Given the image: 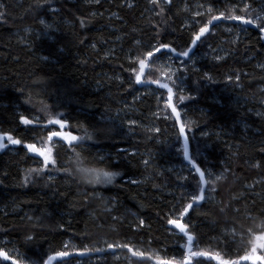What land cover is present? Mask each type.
I'll use <instances>...</instances> for the list:
<instances>
[{
	"label": "trees",
	"instance_id": "16d2710c",
	"mask_svg": "<svg viewBox=\"0 0 264 264\" xmlns=\"http://www.w3.org/2000/svg\"><path fill=\"white\" fill-rule=\"evenodd\" d=\"M245 2L253 15L264 4ZM0 5V132L52 147L56 160L42 172H31L43 166L42 157L23 144L0 149V249L25 264L46 260L64 245L75 254L84 246L126 242L155 260L172 258L186 238L180 241L167 221L190 202L199 176L185 162L168 92L135 83L139 64L133 61L159 44L187 50L212 15L245 14L237 11L241 5L231 0H51L57 11L46 14L49 5L38 9L37 0H0ZM227 28L238 30L218 23L191 59L172 56L173 76L161 63L168 54H159L145 81L173 88L182 122H193L186 129L190 156L207 179L208 170L210 179L224 176L215 192L207 186L211 202L191 209L186 219L201 241L197 250L251 264L240 257L251 249L246 230L258 226L264 212V40L256 30L238 35ZM198 54L202 57L193 64ZM41 76L45 91L33 83ZM180 95L192 98L181 102ZM41 101L64 114L65 131L99 135L77 141L75 151L58 138L49 142ZM21 116L34 124L22 125ZM75 152L119 175L106 187L81 184L65 171ZM37 218L42 228L31 227ZM233 231L236 242L229 249ZM29 234L36 239L26 242ZM90 254L66 259L71 264H153L132 258L127 249ZM0 264L11 263L0 257Z\"/></svg>",
	"mask_w": 264,
	"mask_h": 264
},
{
	"label": "snow or ice",
	"instance_id": "6c2138e0",
	"mask_svg": "<svg viewBox=\"0 0 264 264\" xmlns=\"http://www.w3.org/2000/svg\"><path fill=\"white\" fill-rule=\"evenodd\" d=\"M153 4L156 3V0H152ZM216 2V0H214ZM233 5L239 4L241 7L237 9V11L243 12L245 14H226L225 11L219 12L218 15H212L211 19L208 20V23L204 26L199 28L198 33L195 35L194 39H192L191 44L193 47L196 46L198 41H201V37L205 36L206 33L210 32L209 25L213 24V21L221 22V21H232L234 22L235 28L239 30V33H247L249 30V26L255 27L258 29L260 34V39L264 40V7L260 9L259 12H257L255 15L252 14V9L250 4L246 3L245 0H231ZM45 5H49L48 9H45V14L47 11L56 12L57 9L54 7H51V0H37L36 7L38 9H44ZM0 7H3L0 5ZM208 11L211 13L213 11L212 7L208 8ZM197 15H201L200 13H197ZM4 13L0 12V18H3ZM41 24H44L45 28H50L51 25L45 24L44 20L40 21ZM83 23V21H81ZM217 25H213V27H217ZM193 51V48H188L187 50H183L180 52H177L176 48L171 47L168 44H159L158 46L152 47L151 50L146 51L144 53V58L137 57L136 61H133V64L138 63L139 64V74L135 75V83L140 84L142 82L141 75L144 73L145 69L147 68L146 59L149 62H154L155 60H159L160 56L156 55L157 53L164 55L165 53L168 54V58H172V54L178 57H184L191 59L190 53ZM45 60H47V57H44ZM183 63V61H181ZM133 72H135V69L133 68ZM209 79H211L209 77ZM231 79V77H230ZM34 85L39 87L42 91H45L47 89V83L44 79V77H38L34 82ZM152 83H159L158 81H152ZM175 83V81H173ZM182 83V82H181ZM162 87L167 88L168 91V107L171 108V112L175 117V123L179 125L178 128V137L182 138L183 140V156L185 160L189 161V163L192 164V167L195 169V172L199 176L198 183L196 185V188L194 189L193 193L190 195V202L187 203L186 206H184L182 209L179 210V216L176 219H168L167 223L169 225H172L174 229L178 230V237L180 241H185L184 243L179 244V248L176 249V255H174L170 259H161L159 256L156 257L157 264H204L203 260L196 259L198 257H204L208 258L210 260H217L219 261V264H238L237 260H230V259H224L222 258L220 252H216L215 254L211 252L206 251H200L197 250L199 247V244L201 241L199 240V237L197 234H195L194 228L190 227V219L186 220L185 222H181V220H184L186 217H188L189 210L193 209V205H196L197 207L201 206L202 203H210V197L206 195V189L205 185H211V191L215 192L216 188L215 185L217 181H220L224 179L223 174L215 176V179H210L213 175L211 170H208L207 176L209 179H205L206 173L204 170H202L194 161V158L190 156L189 152V137L186 134V129H190L192 125V121H188L187 123L181 122V113L177 110V107L173 106L172 101V88L168 87L167 84L162 85ZM23 91V90H21ZM192 97H187L185 95H180L179 100L181 102L190 99ZM31 100V95H29V101ZM41 104L43 106L42 110L46 113L48 116L47 119V126H59V131L57 130H51L48 131L47 134V140L49 142H52L54 138L57 139V143L64 142L66 143L70 148H72L73 151H75L74 144L77 141H83L85 139L92 140L94 135H99V133H90L87 131V129L84 130V134L82 136H77L72 134L70 131H65L68 127V120L64 118L63 113H55L54 110L51 109L50 106L46 105L41 101ZM20 123L22 125L28 126L33 125L34 120L28 119L24 116L20 117ZM156 131H159V129H156ZM7 141V143H5ZM10 145H21L28 150L30 153H35L39 157L43 158V166L38 169H31V172H42L44 169H46L50 164L55 165L56 160L52 156L53 148L47 147L46 149L37 148L35 144L33 143H24V141L21 138L14 137L11 133L7 132H0V149H3L5 147ZM261 151H264V148L260 149ZM80 152H75V155L77 157L80 156ZM144 163L147 165L149 162L144 161ZM66 172L70 171L68 169H65ZM105 176H110V173H104ZM27 182V178H26ZM135 183V181H133ZM223 211V209H221ZM262 219L260 220V223L258 226H254L253 228H250L246 230V234L249 237L248 244L251 245L250 251L246 252L240 259L242 260H251L253 264H264V212L261 213ZM32 217H29V220H32ZM250 219H253L250 217ZM139 225L143 226L144 221L140 220ZM33 228H42L43 224L39 218H37L34 223L31 225ZM256 227L259 228V231H256ZM36 239L35 234H29L25 237L26 242H32ZM242 240V238H241ZM227 241V238H226ZM236 242L235 237V231H233V240L231 242H226V247L231 249L232 243ZM65 250L62 251H56L53 255H49L46 260H41L39 262H33V264H51V262L56 259L60 258L59 264H71L69 258L71 257L72 253L67 251L68 245H64ZM107 249L109 250H115V249H127L128 252L132 254L134 257L139 258H146L151 259L150 256L145 257V252L143 251H135L133 247L130 245V243H107ZM186 250V251H185ZM104 248L99 247H88L84 246L82 250H77L76 255L79 257H85L89 256L90 253L96 252V253H102L104 252ZM113 255H115V252H113ZM0 257H2L5 261L11 259L12 264H25V262L22 259H15L9 256L7 252H5L3 249H0Z\"/></svg>",
	"mask_w": 264,
	"mask_h": 264
},
{
	"label": "clouds",
	"instance_id": "9594fccd",
	"mask_svg": "<svg viewBox=\"0 0 264 264\" xmlns=\"http://www.w3.org/2000/svg\"><path fill=\"white\" fill-rule=\"evenodd\" d=\"M70 173L81 184L91 186H108L111 185L119 175L116 171L100 164L98 161L93 162L80 154L79 157L74 155ZM104 173H110L105 176Z\"/></svg>",
	"mask_w": 264,
	"mask_h": 264
},
{
	"label": "water",
	"instance_id": "95a60500",
	"mask_svg": "<svg viewBox=\"0 0 264 264\" xmlns=\"http://www.w3.org/2000/svg\"><path fill=\"white\" fill-rule=\"evenodd\" d=\"M221 22H226V23H232V24H234V22H232V21H221ZM221 22L213 21V24H212V25H209L210 31L212 30L213 25H217L218 23H221ZM249 29L258 31L257 28L252 27V26H249ZM209 33H210V32H209ZM209 33H206L205 36L201 37V40H202L204 37H206ZM199 42H200V41H198L197 44H198ZM197 44H196V45H197ZM195 47H196V46H195ZM195 47H193V45L191 44L190 48H193V51L190 53V56L193 55V52H194ZM156 55H159V53H157ZM172 56H173L174 58H177V59H180V60H188V58L178 57V56H175L174 54H172ZM146 64H147L148 66H147V68L145 69L144 73L141 75V79H142V81H145V75H146V73H147V71H148V68H149V64H150V62H149L148 60H146ZM165 84H167V83H164V82H159V83H152V82H146V83H145V82H142V83H140V84H138V85H139L140 87H155V88H160V89H164V90L167 91V88L162 87V85H165ZM167 85H168V84H167ZM168 87L172 88L170 85H168ZM172 90H173V88H172ZM167 92H168V91H167ZM173 98H174V90L172 91V101H171L172 105L174 106ZM167 102H168V98H167ZM168 103H169V102H168ZM170 109H171V108H170ZM181 122H182V119H181ZM178 126H179V125H178ZM189 152H190V147H189ZM185 162H186V164H187L188 166H190V167L192 168L193 171H195V169L192 167V164L189 163V161L185 160ZM205 179L207 180L206 177H205ZM207 186H208V185H205V189H206V191H207ZM194 207H197V206H196V205H193V208H194ZM190 211H191V209L189 210V212H190ZM186 219H187V217H186L184 220H181V222H182V223L185 222ZM168 227H169L170 229H172V230H174V231H176V232L178 233V230L174 229L172 225H168ZM102 253H103V252H102ZM96 254H101V253H96ZM91 255H94V254H89V256H91ZM72 257H79V256H77L76 253H75V254H72L71 257H69V258H72ZM131 257H132V258H137V259H142V260H149V261L153 262V264H157V261H156L155 259H153V258H151V259L139 258V257H134V256H132V254H131ZM145 257H148V256H145ZM81 258H83V257H81ZM59 259H60V258H56V259H54V260L51 262V264H52L53 262L59 260ZM7 261H8L9 263L12 264V260H11V259H9V260H7ZM247 262L253 264V262H252L251 260H247Z\"/></svg>",
	"mask_w": 264,
	"mask_h": 264
},
{
	"label": "rangeland",
	"instance_id": "374dc122",
	"mask_svg": "<svg viewBox=\"0 0 264 264\" xmlns=\"http://www.w3.org/2000/svg\"><path fill=\"white\" fill-rule=\"evenodd\" d=\"M236 6V5H235ZM262 7H264V4H262V3H259V5H257V11L259 10L260 11V9L262 8ZM228 32H230V31H237L236 33L238 34V35H240V34H243V33H239V30H233V29H231V28H227L226 29ZM216 51H218V49L216 50ZM201 57H202V55H200V54H198V55H196L194 58H192V62H193V64H194V62L196 63L197 61H199L200 59H201ZM161 63H162V65L164 66V68H165V70H166V72L168 73H170L172 76L176 73V70H175V66H174V63H173V61H172V59H169L168 57L167 58H165V59H162L161 60ZM160 97L158 96V99H159ZM48 129H51V130H57V131H59L60 129H59V126H49L48 127ZM76 143V142H75ZM36 147L37 148H41V149H45L46 147L42 144V143H37L36 144ZM37 155V154H36ZM181 168H182V165H175L174 167H173V169L174 170H177V171H180L181 170ZM104 249H105V251H107V248L106 247H103ZM137 251H139V250H137ZM92 262H95V261H91V263Z\"/></svg>",
	"mask_w": 264,
	"mask_h": 264
}]
</instances>
